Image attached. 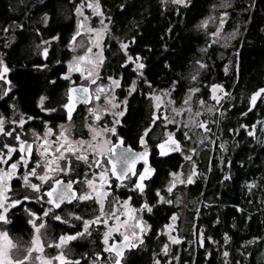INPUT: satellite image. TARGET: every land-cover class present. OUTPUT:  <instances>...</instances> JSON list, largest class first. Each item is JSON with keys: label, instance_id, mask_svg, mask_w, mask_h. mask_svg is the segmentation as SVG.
<instances>
[{"label": "snow or ice", "instance_id": "obj_1", "mask_svg": "<svg viewBox=\"0 0 264 264\" xmlns=\"http://www.w3.org/2000/svg\"><path fill=\"white\" fill-rule=\"evenodd\" d=\"M19 2L24 3V0H19ZM72 2L74 3L72 11L75 12L77 16V23L75 31L72 36L69 37L66 47L75 51L78 45L74 42L84 31H87L88 33L95 32V38L94 41H89V46L82 54L73 55L71 60L65 62L67 64V72L61 73L60 79L69 81V86L64 93L66 98L65 102L59 107L65 110L69 121H71L74 117L77 103L89 105L90 101H99L103 99L105 101V106L101 107L100 105H97L96 107L89 106L87 108L82 128L87 129L88 139H83L81 137L73 138L72 134L74 126L71 123H68L67 125H58L59 132L57 134L54 133L53 127L49 125L48 121H43V133L40 134L35 131L32 133L37 142L35 151L41 158L36 160L34 165H29L28 158H26L25 155H20L16 162L9 161L3 169H0V264H34L32 259L33 253L40 254L35 257V260L39 262V264H81L80 261L73 262L70 260V242L89 236L91 225H100L104 228L101 235L103 252H107L109 255L114 254L113 260L108 261L107 264H123L126 250L137 249L138 245L142 247L144 245L145 237L149 233L150 225H148L142 217H133L131 223L129 222L128 216L131 212L135 211L129 208V200H131L132 197L125 198L123 201L115 199L111 202L112 211L106 213L104 211L105 201L110 196L113 189L105 186L109 185L110 177H115V180L112 183L116 188L126 187L127 185L124 182L129 180L127 174L131 172L132 177L135 178V184L132 185V188L138 191L141 195L145 193L146 185L144 181H146L148 177H151L156 171V169L152 168L149 164V143L146 137L151 135V132L155 130V126L162 119L156 110L160 109L161 104H164L165 100L167 106L171 107L172 113L179 114L187 111L190 115L187 120L183 122L175 119L169 121L167 116H164L163 135L165 138L155 144L154 150H156L157 155L161 157H167L168 153L172 152L180 153L183 157L181 166L183 167V162H187L191 165V168L186 179L182 178V173L178 170H171L168 172V183L163 189L157 188L155 191L157 204L163 203L172 205L175 203L176 205H179L181 200L178 195L176 196L175 201L170 198L166 199L165 196L161 194L162 190L167 191L170 194H175L174 190H178V185L192 184L198 176V165L195 159L198 155V147H186L181 140H178L176 136L173 135V131L168 129L169 124L173 125L174 128L183 127L184 129H187L183 134V141L191 140L192 135L197 129H199L202 130V136L201 139L197 141V145L204 144V146L207 147V143L205 142L221 140L219 144L220 152L223 153L227 151V142L223 141L221 137L216 136L215 133L212 132V128L209 126V121L207 119L201 121L197 120V117H200L202 114L201 111L197 110L193 112L192 104L195 101V96H203L200 88L189 86L184 92V98L182 101L179 99L174 100L173 97H175L176 92L180 90L181 84L183 83V79L180 77V74L177 73V79H172L167 88L156 90L153 87L152 81L145 76L147 64L144 61L143 56L141 53L132 54L129 47L130 44L135 43V37L127 41H117L118 51L123 53L122 63L119 67L123 69L124 66H128L135 73L125 99L123 101H117V97L114 94L115 89L121 87L120 78L109 75L106 77L109 81L107 86L99 84L97 78L105 57L99 51L92 54L93 49L91 45L95 42L96 48H100L98 41L103 39L101 32H109V24L115 26L116 18L115 16L107 17L108 23H103L102 28L99 30L87 27L86 22L90 17L85 14L84 10L86 8L90 9L93 16L104 17L102 0H79V3H75V0H72ZM255 3L256 0H251L248 7L242 9L243 12L249 14V20L243 22L245 31H247L250 26V21L253 15L251 9L255 7ZM190 4L191 0H159V5L162 9L168 8L169 5H173L175 6L177 13H180L183 9H187ZM40 6L44 7V4L41 3ZM131 6L134 7L135 5ZM231 6V0H223L222 7L230 8ZM129 7L130 5L127 2L119 4V8L125 13L128 11ZM228 16L229 14L227 11L221 12L219 25L216 27V31L209 33V35L216 37L220 33L221 28L225 25V20L228 19ZM210 19L211 17L201 20L195 25V27L198 30L206 29ZM40 22L46 26L52 25L53 21L50 19L49 12L42 13ZM133 26H135V21H133ZM239 27L240 25L238 23L233 31L228 34V40L243 36V33L239 31ZM16 29L22 30L23 25H17L13 22V24L3 27L0 30L7 33L9 30L15 31ZM171 29L172 25L169 24L168 30L170 31ZM48 30L51 31V27H49ZM259 31L264 34V25H261ZM34 35L42 36V30L39 28L35 29ZM61 35L62 33L50 35L47 40L41 38L40 43L35 46L36 49L39 50L38 55L47 58L49 56L50 42L57 41ZM12 39H16V37L14 36ZM213 42L214 41H209V43ZM4 46L7 47L8 43L6 42ZM206 51V48L200 49L201 53H205ZM56 63H61V61H56ZM190 63L193 65V70L188 75L187 79L190 84L195 85L198 84L202 78V73L208 70V65L200 59H196ZM33 67L37 70H42L46 69L48 65L46 63H40L33 65ZM164 68H171L168 61H165ZM9 72L10 69L5 63V59L0 56V81H4L6 84L10 85L11 81L8 79L7 75ZM73 72H78L85 83L79 85L72 84L70 81L71 73ZM224 72H229L228 64H225ZM137 80L143 85H147L149 89L145 95L149 100L150 116L145 120L146 126L137 132V139L141 146V150L133 151L131 148H128L126 152L122 151L116 160L109 159L105 163H102L103 157L112 153L116 145L123 142V137L119 135L117 126L122 124L120 118L124 117L126 114L128 96H131L136 90ZM236 82V80H233V84ZM47 83L55 87L57 80H48ZM89 85L92 87H89ZM207 87L210 89L211 93L208 99L215 101V103L207 106V101L205 99H200L198 104L203 112L211 113L215 111L219 114L220 120L226 119L228 108L235 110L234 104L229 103L227 107L221 111V105L224 101L231 99L230 92L226 90L227 86L223 83H211ZM4 94H10V88H5L3 93H0V95ZM258 99L264 101V86L256 88L248 95V105L244 111L239 113V116L244 117L249 113L253 106L257 104ZM46 102H50L48 97L41 96L39 98L37 107H39L42 112H55L58 110L57 108H47ZM175 103H179L181 106L179 108L172 107ZM11 107L14 109V112L18 111L14 104L11 105ZM103 113L112 115L113 119L110 125L105 124L101 128L96 122L101 121V115ZM33 119L36 118L32 116H24L22 114L18 121L12 120L11 123L14 125L18 123L19 125L26 126V120ZM6 123L7 118L0 115V133L5 136H15L20 153L27 152L31 154L34 145L22 140L18 132L7 130L5 127ZM213 123L218 124L219 121L214 118ZM257 127H260L261 132L264 133V120L257 121L255 124L251 125L247 123L239 124V129L247 130V135L249 137L254 136L253 129H256ZM224 131L235 134L238 129L226 128ZM52 135H56L55 141L49 140V137ZM81 136H83V132L81 133ZM257 142L264 144V140H259V138H257ZM39 145H43L42 151ZM233 147H235V144H233ZM2 150L6 151L3 155H0V163H3L9 156H12L15 148L8 143H4L2 145ZM51 153H55V155H50ZM138 160H141L144 163V169L142 171L136 168V162ZM117 164H120L119 168L117 167ZM21 165L29 169L25 170L20 177L22 181L21 187L27 191V194H21L18 197H9L6 195V193L10 191L7 186V180L11 179L14 175H17L16 169ZM81 167H83L84 173V179L82 181L79 179V169ZM209 171H211V169H209ZM137 172H139L138 176ZM57 174H65L68 176L75 174L77 179L63 181L55 178ZM97 177L99 179V184H97ZM204 178L207 179L206 176ZM222 179L227 181L231 179V176L228 172H223ZM81 183L85 187L84 191H78L74 187V185ZM49 184L51 185L50 187ZM244 187H246L249 192H252L253 189L260 187V185L257 184L256 181H246ZM29 200H35L38 202L42 207V211H33L31 208L23 205V202ZM92 203L98 206L97 214L91 216V218H86L85 214L81 212V209H87L89 204ZM248 203L251 205L252 201H248ZM260 203L264 204V201H260ZM121 204L129 209L127 212L121 214L124 216V219H121L120 216L115 214ZM44 205H47V207H44ZM16 206H22L26 215L25 230H30L31 232L28 240H24L22 236L14 240L10 232L7 230V227L10 225L9 215H11V213L9 210L12 209L15 211ZM208 207H210L209 204H204V208ZM234 207L237 212H240L241 214L244 213L242 207L238 205ZM140 209L145 210L148 213H151L154 210L153 206L147 201L140 204ZM201 211V209L196 210L197 216L201 215ZM48 219L55 220L65 225L70 224L73 221L77 222L78 225L82 226L81 231L74 233L61 232L59 236L52 239L50 243L45 244L42 241V230L47 229L46 221ZM178 219V212L173 211L168 217V222L162 226L156 235H167L170 243L178 244L182 237L171 235V232L176 231V227L174 226H178ZM252 219L253 217L249 215L245 218V223L250 224ZM11 223H14V220ZM220 223V217L211 221L212 225L218 226ZM232 226L235 227L236 225L233 224ZM197 227L199 228L198 243L200 247L204 246L205 241H210L211 244L216 245L218 248L221 247V245H219L211 236L205 235L204 225H197ZM113 233H119L122 239H113ZM232 240L233 237L229 235L228 232L223 233V246H228L221 253L224 258V264H230V251L228 249L231 247L230 241ZM258 240L261 243H264V240H261L260 237L254 236L251 239L245 240L236 251L247 259L249 251H252L248 246L256 244ZM189 242L191 243V241ZM46 247L55 248L59 251L55 257L44 258L43 252ZM18 249H23V254L21 258L16 259L13 257L12 253L14 250ZM241 249H244V251H241ZM160 251L163 254L169 255V258H171L168 242L161 246ZM92 255L95 257L92 264H105V261L102 260L101 252L97 251L92 253ZM261 259L264 260V254H262ZM153 264H167V261L158 259L157 254L153 253ZM235 264H240V261L237 260Z\"/></svg>", "mask_w": 264, "mask_h": 264}, {"label": "trees", "instance_id": "obj_2", "mask_svg": "<svg viewBox=\"0 0 264 264\" xmlns=\"http://www.w3.org/2000/svg\"><path fill=\"white\" fill-rule=\"evenodd\" d=\"M3 1L4 3L0 5V29L9 23L13 24L11 22L14 21L23 25L22 30H15V36L19 39L15 44L4 49L3 58L12 68L24 69L19 72V84L24 87L25 92L32 95L34 93L32 91L38 86L50 85L47 83L48 79L60 69V66L52 64L57 54L66 52L63 47L71 36L75 23L72 11L74 3L71 0H30L18 11L13 12L7 7L9 0ZM215 1L191 0L187 9L177 13L173 5L162 9L159 0H102V11L106 23H108L107 17L115 16L116 18L115 26L109 24L108 37L123 36V39L127 40L135 37V43L130 44L129 47L132 54H144V61L147 64L146 77L155 87L167 88L172 79H177V73H179L183 83L173 99L182 101L184 92L192 86L187 79L189 71L193 70L190 62L200 59L208 65V70L202 73L198 83L203 96H206L208 83H223L227 86L226 90L230 92L231 99L224 101L221 111L229 103L235 106V110L228 108L226 119L220 120L218 115L215 119L219 123L214 124L213 127L215 135L227 142V151L223 154L225 159L223 167L225 170L226 163L230 161L227 172L231 179L223 180L224 170L219 169L217 159L212 156L208 160L205 156L203 164L198 160L203 173L199 174L192 184L186 186L184 196V201L188 205L187 217L194 222V232L199 234L197 225H204L205 235L211 236L221 247L218 248L210 241H205L203 247L195 242L187 249L185 241H181L172 247L171 254L178 251L182 264H197V262L224 264L221 253L228 246H223V233L228 232L233 237L230 241L231 247L228 249L230 264H235L237 260L240 264H264V260L261 259L264 254V243L259 240L256 244L248 246L252 251H249L247 259L236 251L245 240L254 236L264 240V204L260 203L264 201V150H262L264 144L257 142V138L264 140V133L258 132L260 127H257L254 136L249 137L247 130L239 129L240 123L251 125L264 120V101L260 100L255 109L244 117L239 116V113L248 105L247 97L250 92L264 83V34L259 31L261 25H264V0H256L255 7L251 9L253 15L247 31L243 22L249 20V14L242 9L247 8L251 0H235L231 22L235 20L240 24L239 31L243 33V36L235 38L228 48L208 45L205 32L195 27L198 20L208 13ZM125 2L130 5L126 13L119 8V4ZM41 3L44 7L40 6ZM44 12H49L50 19L53 21L51 26L40 22ZM169 24L172 25L170 31ZM49 27L51 31L48 30ZM37 28L42 30V36L34 35V30ZM57 33L62 35L57 41L50 42L49 56L46 59L49 63L48 67L41 73L33 72V65L39 62L40 57L32 50V42L39 38L48 39L50 35ZM5 34L0 30L1 38ZM109 45L107 51L109 54H120L117 41L112 40ZM201 48H206L207 51L201 53ZM230 51L234 53L233 64L229 67V72L224 74L223 67L228 60L224 54ZM219 52L223 53V56H219ZM165 61L170 63V69L164 68ZM112 63L109 68L116 72L122 71L125 74V80L128 81L130 70L128 67L123 69L119 67L122 57L118 56ZM42 77L45 78L44 82L41 80ZM233 80L237 82L233 84ZM55 85L57 86L58 83ZM226 128L238 129V131L233 134L225 132ZM220 142L221 140L214 142L213 155L219 149ZM179 163V155H174L171 167L176 169ZM159 175L162 176V174ZM205 176L207 179L204 178ZM246 181H256L260 187L249 192L244 187ZM248 201H252V204L250 205ZM204 204H209L210 207L204 208ZM236 205L244 209L243 214L235 210ZM178 208L179 206L163 203L155 206L152 216L149 217L150 229L145 237L144 245L129 251L123 264H152L153 253L157 256L161 255L160 249L165 238L162 235L157 236L156 233L167 223L171 213ZM197 209L202 210L199 216L196 214ZM249 215L253 217L250 224L245 223V218ZM217 217H220L221 223L218 226L212 225L211 221ZM233 224L236 226L233 227ZM182 235L190 237L191 231ZM100 236V232L96 230L86 239L74 243L73 258L81 257L83 260L81 264H92L90 261L95 260L92 253L100 250ZM102 260L107 264L106 259L102 257ZM167 264H171L170 261Z\"/></svg>", "mask_w": 264, "mask_h": 264}, {"label": "flooded vegetation", "instance_id": "obj_3", "mask_svg": "<svg viewBox=\"0 0 264 264\" xmlns=\"http://www.w3.org/2000/svg\"><path fill=\"white\" fill-rule=\"evenodd\" d=\"M14 1L16 0H9L8 5H7L8 9L13 12H15V10L12 8L13 7L12 3ZM3 3L4 1L0 0V5H2ZM231 5L232 6L230 8L226 9V11L228 12L230 16L229 17L230 19L232 17L231 14L234 13V2ZM20 8L21 6H19L18 10ZM15 24L19 25L21 23L17 22ZM9 25H6V27ZM74 28H75V23H74ZM73 31L74 29L71 32V36L73 34ZM8 34L10 37L7 36ZM15 35H16L15 31L12 30L10 32H7L2 38L0 37V56L3 57V55L5 54V51H4L5 48H9V46H12L18 41L19 38L16 37ZM14 36L16 37V39H12V37ZM112 40L118 41L114 39V37H106L105 40H103L102 42L101 53L105 57V60H104V63L101 65V71L98 75L97 82L99 84L107 86L109 84V81L106 79L107 76L113 75L115 77L120 78L121 87L116 88L114 94L117 97V101H123L125 99V96H127L128 88L130 86L131 81L134 78L135 73L128 66H124V68L128 67V70H130L131 72L130 78L127 81L125 80V74L122 71L116 72L112 70V68L111 69L109 68V66H112L113 60H115L118 56L120 57L123 56V53L121 52L120 54H109L107 52L110 46L109 45L110 41ZM122 40L127 41V39H122ZM6 42L8 43L7 47L4 46ZM67 43H68V40L63 47V49H65L66 52L64 54L63 53L57 54L55 62H53L52 64V65L60 66V69L56 72L54 76L48 79V80L56 79L58 85L57 86L55 85V87H53L52 85H48V86L40 85L38 86L37 89H34V91H32L34 92L32 93V95H29L28 92H25L24 87L21 84H19V79H18L19 72L24 71V69L16 70L12 68L10 65H8L7 62L5 61L8 68L10 69V72L7 75H8V79L11 81V84L9 85V84H6L4 81H0V93H3V90L5 88H10V94L0 95V115H3L4 117L7 118V123L5 125L7 130L18 132L22 140L33 144L34 147H33V151L31 154L27 152L20 153L19 148H18V142L15 140V136H5L2 133H0V155H3L4 152L6 151V150H2V145L4 143H8L9 145L15 148V151L13 152L12 156H9L7 160H5L3 163H0V169H3L4 166L9 161L16 162V160L19 159L20 155H25L26 158H28L29 165H34L35 161L41 158L40 155L35 151L37 142L35 141V138L32 133L34 131L39 132L40 134L43 133V130H44L43 123H42L43 121H48L49 125L53 127L54 133H57V134L59 132V129L57 127L58 125H62V124L67 125L68 123H71L74 126V131L72 134L73 138L81 137L83 139H88L87 129L82 128V124L84 123L85 115L87 113V108L89 106L96 107L97 105H100L101 107H103L105 106V101L103 99L99 101L93 100V101H90L89 105L78 103L76 105V110L74 111V117L71 121H69L65 110L59 107L61 104L65 102L66 98L64 96V93H65L66 88L69 86V81L60 79L61 73L67 72V64L65 62L71 60V57L73 55H79L84 52L82 51L77 54L76 53L73 54L71 50L66 47ZM95 53L93 52L92 54H95ZM141 55L144 58V54L141 53ZM37 56L40 57L38 54ZM46 59L47 58L40 57L39 62L35 63L34 65L40 64V63H46L48 65L49 63L46 61ZM56 61H61V63H56ZM42 70H37L33 68V72H36V73H41ZM26 71H29V70H26ZM52 71L53 70H51V72ZM145 76H146V72H145ZM41 80L44 82L45 78L42 77ZM70 82L74 85L85 83V81L81 79L80 74L78 72L71 73ZM89 87H92V86L89 85ZM153 87L155 89H159L155 87L154 85ZM148 91L149 89L147 85H143L139 80H137L136 90L133 92L131 96H128V102L126 105V109H127L126 114L124 117L120 118L122 120V124L117 126L119 135L123 137V142L119 145H116L112 153L105 155L102 159V163H105L109 159L116 160L117 157L120 156V153L122 151L126 152L128 148H131L133 151L141 150V146L138 143V139H137V132L140 129H142L144 126H146L145 120L148 119L150 116L149 100H148V97L145 95ZM41 96H46L49 98L50 102H46L47 108H57L58 110L55 112H49V111L42 112L40 108L37 107L39 98ZM13 104L15 105V108L18 111L14 112V109L11 107V105ZM22 114L24 116L35 117L36 119L26 120L25 122L26 126L19 125L18 123L15 125L11 123L12 120L18 121L21 118ZM112 119H113L112 115H109L108 113H103L101 115V121H97L96 124H98L102 128L105 124L110 125ZM161 127L162 126H160L158 123L155 126V130L151 132V135L146 137L149 143V164L152 168L156 169V171L153 173L151 177H148V179L144 181L146 185L145 193L141 195L138 191L132 188V185L135 184V178L132 177L131 172L127 174L129 177V180L124 182L127 185L126 187L116 188L115 185L112 183L115 180V177H110L109 185L105 186V187H111L113 189L112 193L105 201L106 205H109L111 203L112 198H116V199L123 201V199L125 198L132 197V199L129 200V208L135 211L131 212V214L128 216V219L132 220L133 217H136V216L137 218L142 217L143 220L146 221L148 225H150L149 217L152 216L153 212L148 213L145 210H141L140 204L147 201L153 206V209L155 210V206L157 205L156 203L157 198L155 197V191L157 188H162L168 176V172L171 170H174V168L171 167V163L173 161L174 155H179V153L168 154L167 157H161L157 155L156 150H154L155 144L158 143L161 139L165 138L163 135V132L159 134V130ZM82 132H83V136H81ZM174 135L176 136L178 140H181L182 142V139L181 137H179L178 134H174ZM49 140L55 141L56 135L50 136ZM39 147L42 151L43 145H39ZM50 155H55V153H51ZM178 166L179 165H177V167ZM117 167L119 168L120 164H117ZM136 168L142 171L144 169L143 161L138 160L136 162ZM25 170H29V169L21 165L20 167L16 169L17 175H14L11 179L7 180V186L10 189V191L6 193V195H8L9 197H13V196L18 197L21 194H27V191L21 187L22 181L20 179V177L23 175V172ZM138 174L139 172H137V176ZM159 174H162V176L160 177ZM55 178L61 179L63 181H67L69 179L76 180L77 176L75 174L71 176H68L65 174H57ZM79 179L81 181L84 179L83 167L79 169ZM96 179H97V184H99L98 177ZM50 186L51 185L49 184V187ZM74 187L78 191L85 190V187L82 183L74 185ZM23 205L31 208L33 211H36V210L42 211L41 205L35 200H29V201L23 202ZM44 207H47V205H44ZM97 208L98 206L92 203V204H89L87 209H81V212L85 214L86 218H91V216H93L95 212L97 211ZM128 210H129L128 208H125L124 212H127ZM9 212L11 213V215H9L10 225L7 227V230L14 237H21L22 235L24 240H28L31 235V232L30 230H25L26 229V225H25L26 215L23 211V207L16 206L15 211L10 209ZM121 214L122 213H119V216H122ZM13 220H14V223H11ZM46 223H47V229L42 230V235L45 237L47 236L50 240L59 236L61 232L74 233L77 231H81V225H78L77 222H74V221L70 224L65 225L55 220L48 219ZM96 230H98L100 234H102L100 225H91L89 236H91ZM120 238H121L120 236L119 237L116 236L113 239L119 240ZM78 241L79 240L77 239L76 241L70 242L69 258L70 260L73 259L72 260L73 262L75 261L83 262V260H81V257L73 258V255H72V253L74 252L73 244ZM45 249H50V251L52 252V253L50 252L51 255L58 251V249H55V248L46 247ZM99 249L100 250L98 251L102 253V257L106 259L107 262L112 260L111 257L114 258V254L109 255V253L103 252V246L100 243H99ZM131 250L132 249L125 251L124 258L126 257V254ZM90 262L92 263L93 261H90Z\"/></svg>", "mask_w": 264, "mask_h": 264}, {"label": "rangeland", "instance_id": "obj_4", "mask_svg": "<svg viewBox=\"0 0 264 264\" xmlns=\"http://www.w3.org/2000/svg\"><path fill=\"white\" fill-rule=\"evenodd\" d=\"M29 2H30V0H24V3H20L19 0H16V1H14L12 3V6H13L12 8L15 11H18L19 6L23 7L24 5H26ZM233 2H235V0H231V4ZM75 3H79V0H75ZM222 3H223V0H216L210 6V9H209L208 13H206L204 16H202L198 20L197 24L201 20H203L205 18L211 17L208 25L206 26V29H201L203 32H205V34H206V36L208 38V42L209 41H214L213 43H208V45L212 44V45H216V46H219V47H222V48H228V47L231 46V44H232V42H233L234 39L228 40L227 39V36H228L229 33H231L233 31V29L238 24V22H236L235 20H234V22H231V19L232 18L230 19L229 18L230 16H228V19L225 20V25L221 28L220 33L216 37H213V36L209 35V33H212V32H215L216 31V27L219 25L220 13L226 11V9H227V8L222 7ZM84 11H85V14L90 17V19L86 22L87 27H91L93 29L99 30V29L102 28V24L103 23H106L104 21L103 17L93 16L90 9H87L86 8ZM73 17H74V20H75V28H76L77 16H76L75 12H73ZM96 17H98L99 19H94ZM75 28H74V31H75ZM108 33L109 32H101V35L103 36V39H101V40L98 41V43L100 45V48L99 49L96 48L95 42L92 43L91 46H92V49H93V52L94 53L97 52V51H99V52L102 51V42H103V40H105L106 37H108ZM7 36L10 37L9 34ZM113 37L116 40H122L123 39V36L122 37L113 36ZM94 38H95V32L88 33L87 31H84L79 37H77L76 41L74 42L76 45H78V47L76 48L75 51H72L71 50V52L73 54H75V53L77 54L79 52L85 51V49L89 46V41L90 40H93L94 41ZM40 39L41 38H39V40H37V41L35 40V41L32 42V50L35 53H37V54H38V51L39 50L36 49L35 46L40 43ZM45 40H47V39H45ZM50 47H51V45H49V49H50ZM224 55H225V57L228 58L226 64H228L229 67H230L233 64V60L232 59L234 58V53L232 51H230L229 53H226ZM219 56H223V53L219 52ZM191 72L192 71L190 70L189 71V74ZM223 73L225 74L224 67H223ZM210 84L211 83H208L207 85H210ZM192 86L199 87L198 84H195V85H192ZM156 90H159V89H156ZM210 94H211L210 93V89L208 88L207 93H206V96L196 95L195 96V101L192 104V108H193V112H195L197 110H200L201 111L202 114H201L200 117H197V120L198 121H201L203 119H207L209 121V126H211L212 132L214 133V129H213V127H214L213 119L214 118H217V116L219 114L216 113L215 111H213L211 113H205V112H203V110L201 109L200 105L198 104V101L200 99H205L207 101V106H210V105L214 104L215 101H212V100H209L208 99V97L210 96ZM180 106L181 105L179 103H175L174 105H172V107H177V108H179ZM156 111H158L159 115L162 118L160 120V122H159V125L162 126L160 128V130H159V134H161L163 132V127H164L163 117L164 116H167V118H168L169 121H172V120L175 119V120H178V121L183 122V121L187 120L188 116L190 115L187 111L182 112V113H179V114L172 113L171 112V107L167 106L166 100H165V103L164 104H161L160 109H157ZM168 129L169 130H172L174 134H178L179 137H181V139L183 137L184 132L187 131V129H184L183 127H176V128H174V126L171 125V124L168 125ZM253 131L255 133L256 132V129H253ZM258 132H261V128L259 129ZM201 136H202V130L197 129L195 131V133L192 135V139L191 140H189V141H183L182 140V143L186 147H193V146L198 147V155L195 157L196 162H197V165H198V169H197L198 170V175L203 173V171L200 169V165L198 164V160H200V162L203 164L205 156L208 157V160H210L212 158V156H214L217 159V165H218L219 169H221L223 171L224 170L223 162L225 161V159L223 158V154L225 152L221 153L220 150L217 149V152L214 153V155H213L212 148H213L214 142H205V143H207V147H205L204 144L197 145V141H199L201 139ZM221 157H222V160H221ZM179 158H180L179 166L176 169H174V170L180 171L182 173V178L186 179L187 174L190 171L191 165L189 163H187V162H183V167H182L181 165H182L183 157L180 155V153H179ZM168 180H169V177L167 176L166 181L164 182V184H163V186H162L161 189H163L164 186L168 183ZM186 186L187 185H178L177 186V189L178 190H174L175 191V194H170L167 191H163V190H162V193L161 194L164 195L166 199L170 198V199H173V201H175L177 195L180 197L181 203L179 205H176L175 203L172 204V206H179V208L176 211V212H178L179 219H178V222H177L178 226H174V227H176V231L171 232V235L176 236V237H182L179 240V243L181 241H185V244H186V247L185 248L188 249L195 242L196 243L198 242L199 234L194 232V222H193V220L191 221L187 217L186 210H187L188 205H186V203L184 201V196L186 194L185 193L186 192ZM182 188H184V189L181 190ZM115 199L116 198H112V201H114ZM124 209H125V207L121 204L120 207H119V209H118V211L115 214L117 216H119V213H124ZM97 210H98V208H97ZM104 211L106 213H109V212L112 211L111 203L109 205H106L105 204ZM95 214H97V211L95 212ZM123 217H124L123 215L120 216L121 219H124ZM135 218H137V216ZM128 220L131 223L132 220H130V219H128ZM101 231L103 233V231H104L103 226H101ZM190 231H191V236L190 237L189 236H186V235H184V236L182 235L183 233H185V232L188 233ZM116 236L119 237L120 236L119 233H113L112 238H115ZM162 236L165 238L164 244L166 242L169 243V254H170V257L171 258H169V255H166V254L161 253V251H160V254L161 255L160 256H157V258L158 259H161V257H162V259H161L162 261H167V263L170 261L171 264H182L181 261H180V259H179L178 251L176 253H172L171 254L172 247L174 245H176V244L170 243L168 241V236L167 235L162 234ZM12 238L14 240H16L18 237L12 236ZM86 238L87 237H84V238L78 239V240H84ZM42 241L45 244L51 242V240L47 236L45 237L43 235H42ZM189 241H191V243ZM99 242L103 246V242L101 240V236L99 238ZM140 247L141 246H139V245L137 246V248H140ZM50 252H51L50 249H44L43 257L44 258H50V257H55L57 255V252L54 253V254H52V255H51L52 252L51 253ZM12 254H13V257L14 258L19 259V258H21L22 254H23V249L14 250ZM36 255H40V254L39 253H33L32 254V259H33L34 264H39V262H37L35 260ZM111 259L113 260V257H111ZM199 263L200 262H197V264H199ZM152 264H153V260H152Z\"/></svg>", "mask_w": 264, "mask_h": 264}, {"label": "water", "instance_id": "obj_5", "mask_svg": "<svg viewBox=\"0 0 264 264\" xmlns=\"http://www.w3.org/2000/svg\"><path fill=\"white\" fill-rule=\"evenodd\" d=\"M261 86H264V83H263ZM261 86H259V87H261ZM257 88H258V87H257ZM251 92H252V91H251ZM251 92H250V93H251ZM258 101H259V99H258ZM258 101H257V103H258ZM77 104H78V103H77ZM256 105H257V104H256ZM256 105L253 106L252 110L255 109ZM252 110H251V111H252ZM173 135H174V134H173ZM174 136H175V135H174ZM159 142H160V141H159ZM159 142H158V143H159ZM172 153H175V152H172ZM172 153H168V154H172ZM229 162H230V161H228V162L226 163V168H225L224 172H227V171H228ZM120 239H122V237H121Z\"/></svg>", "mask_w": 264, "mask_h": 264}]
</instances>
